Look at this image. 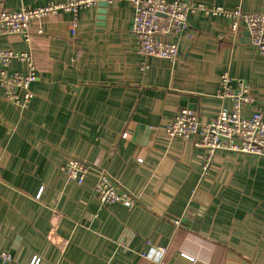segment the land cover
<instances>
[{
  "label": "crops",
  "instance_id": "obj_1",
  "mask_svg": "<svg viewBox=\"0 0 264 264\" xmlns=\"http://www.w3.org/2000/svg\"><path fill=\"white\" fill-rule=\"evenodd\" d=\"M182 1L264 13V0ZM98 9L80 11L75 36L72 14L60 13L32 23L30 42L0 37V50L31 54L37 72L24 111L0 87V254L13 256L9 264H154L142 254L157 247L167 264H264V158L220 150L204 171L206 149L165 133L181 109L209 122L222 104L232 108L218 98L225 72L252 91L245 116H264V55L244 26L235 34L224 17L192 15L194 39L181 44L179 62L150 58L143 70L129 0L110 2L104 23ZM8 70L28 67L13 61ZM70 157L92 166L82 184L61 170ZM101 171L133 208L93 196Z\"/></svg>",
  "mask_w": 264,
  "mask_h": 264
},
{
  "label": "built area",
  "instance_id": "obj_2",
  "mask_svg": "<svg viewBox=\"0 0 264 264\" xmlns=\"http://www.w3.org/2000/svg\"><path fill=\"white\" fill-rule=\"evenodd\" d=\"M100 1L113 0H65L60 3H50L43 7L22 8L20 10L6 9L0 5V37L20 36L26 42L31 40V25L34 22L57 16L60 13L72 14L69 30L73 36L78 31V16L82 9L98 4ZM134 10L132 32L137 38L138 54L144 59L142 69L148 68L147 60L158 58L172 64L179 62L181 44L192 42L189 17H224L230 20V30L237 34L244 26L249 34L251 46L264 55V13H248L242 9L229 10L223 6H206L193 4L182 0L167 2L165 0H129ZM38 34H43L39 28ZM177 38V42H174ZM13 61L24 62L28 67L27 73L11 72L8 70ZM37 80V72L31 54L14 50H0V87L4 92V99L17 109L26 110L35 94L31 89ZM234 80L228 72L221 76V88L218 98L232 103L228 109L223 104L218 115L209 122L199 119L197 113L189 109H181L175 118L165 128L169 140L195 139L197 148L207 150L203 169L206 171L217 151H229L264 158V116L254 112L247 117L244 110L255 99L252 91L245 83ZM142 162L143 159L139 158ZM92 168L75 158H68L62 166V172L69 181L82 184L86 173ZM93 196L101 204H121L129 209L135 206V198L129 194L116 180L105 171L99 174ZM179 226V222L174 223ZM150 245V244H149ZM167 249L151 247L150 252L143 253V257L151 259L154 264H167L165 257ZM186 258L194 261L184 255ZM13 260L10 253L0 254V264H9ZM35 258L30 264H39ZM107 264H113L107 262Z\"/></svg>",
  "mask_w": 264,
  "mask_h": 264
},
{
  "label": "water",
  "instance_id": "obj_3",
  "mask_svg": "<svg viewBox=\"0 0 264 264\" xmlns=\"http://www.w3.org/2000/svg\"><path fill=\"white\" fill-rule=\"evenodd\" d=\"M97 6L99 8L98 9V18L97 19H98L99 23H104L105 20H106V15H107V10H108V7H109V3L107 1H100V2H98ZM98 26L101 27V28L104 27L102 24H99ZM173 40H174V42H177V38H174Z\"/></svg>",
  "mask_w": 264,
  "mask_h": 264
}]
</instances>
